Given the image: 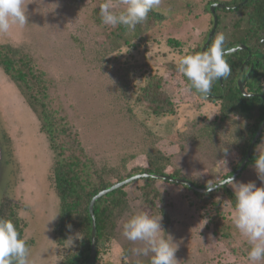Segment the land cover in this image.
<instances>
[{
  "label": "rangeland",
  "instance_id": "374dc122",
  "mask_svg": "<svg viewBox=\"0 0 264 264\" xmlns=\"http://www.w3.org/2000/svg\"><path fill=\"white\" fill-rule=\"evenodd\" d=\"M199 2L162 0L160 8L166 18L148 32V44L105 55L104 28L91 21L90 0H25L28 24L11 25L7 34H0V43L25 51L36 70L43 71L53 107L73 126L80 146L99 165L116 164L131 155L142 163L147 150L159 148L171 153L172 167H179L188 176H208L215 166V175L208 179L213 182L231 170L234 156L224 158L225 167L210 146L187 139L179 130L199 115L215 118L218 104L200 99L179 80L180 73L174 72L177 68L167 64L176 62L178 56L165 43L169 37L187 46L201 38L209 16L203 13L202 5L197 6ZM129 63L136 64L130 74L133 89L145 80V74L154 72L178 82L180 95L172 96L178 105L176 114L150 115L145 124L142 122L148 114L144 105L136 104L131 91V98L123 95L118 84L123 67ZM254 151L264 152V136ZM53 158L35 110L0 67V203L9 198L22 205L19 215L26 221L24 238L32 240V264H57L71 250L67 243L57 246L53 240L59 217V199L47 180ZM234 180L264 186L252 162ZM133 181L125 187L127 206L116 217L114 237L99 264L150 262L151 254L138 256L133 251L143 246L141 242L122 235V223L140 212L162 216V235L170 236L177 246L178 264H251L247 237L232 223L234 207L222 190L198 196L181 184L159 179L156 187L161 198L151 206L138 188L142 181ZM71 236L74 243L77 235Z\"/></svg>",
  "mask_w": 264,
  "mask_h": 264
},
{
  "label": "trees",
  "instance_id": "16d2710c",
  "mask_svg": "<svg viewBox=\"0 0 264 264\" xmlns=\"http://www.w3.org/2000/svg\"><path fill=\"white\" fill-rule=\"evenodd\" d=\"M223 1L224 7H216L217 26L213 38L207 48L211 46L216 35L224 33L227 37V47H234L237 44L245 45L226 59L231 67V75L226 79L222 78L223 89L217 80L211 90V97L207 100L216 101L218 113L215 118L200 116L187 122L179 130L187 139L204 142L215 152L218 159L234 156L231 170L224 173L221 179L210 182L217 171L212 166L208 176H188L179 167H172V154L166 153L159 148H151L144 154V161L135 162L136 155L122 158L116 164H101L89 157L84 148L80 146L77 132L66 120L65 116L53 107L48 96L49 83L43 76V71L35 68L32 58L25 51L14 48L8 44L0 43V67L3 72L16 84L20 93L27 103L35 110L40 121V130L46 134L49 145L54 152V158L49 165L47 180L59 199V217L53 228V240L57 246H64L65 240L73 234H80L82 239H76L68 254L57 264H84L90 256L91 251V229L92 219L89 213L91 198L99 191L106 189L117 182L125 180L135 174L156 173L184 178L197 187L214 186L221 180L229 177L245 158L250 147L252 152L249 163H254L259 153L254 151L256 144L264 136V127L257 141L251 145L253 137L260 124L264 120V41L261 42L262 31L264 30V0H200L197 6L202 5L203 13L209 16L208 27L202 33L196 43L183 45L174 38H166L169 49L178 57L175 62L168 61L167 64L177 68L179 60L187 54L200 51L202 44L207 38L209 30L213 26V15L210 11V4ZM92 8L90 13L91 21L101 26L104 32L103 54H121L123 49L138 50L140 46L148 44L150 40L148 32L163 24L166 15L161 8L148 14V18L138 24L134 30L124 25L113 28L102 24L100 17V5L105 0H90ZM119 0H117V3ZM202 2V4H201ZM242 2L241 4H239ZM194 11V8H192ZM191 13V12H190ZM147 47V45H145ZM183 47V48H182ZM250 54V59L244 69L246 73L251 63L253 64L245 80L244 90L251 95L245 96L241 93L236 84V78L240 71L242 61ZM129 63L122 73L119 84L123 95L130 97L136 95V104L144 105L148 113L142 122L151 116L157 118L166 115H174L177 112V104L172 96L180 95L181 88L177 81L167 80L159 72L149 73L145 80L136 89L131 88V73L133 66ZM141 69H145L139 64ZM178 72L177 69L174 71ZM179 73V72H178ZM179 80L188 88L186 78L180 73ZM189 90V89H188ZM132 92L129 94V92ZM175 91V92H174ZM197 97L195 91H191ZM131 98V97H130ZM200 98V97H199ZM204 100L203 98H200ZM206 100V99H205ZM132 109V106L129 107ZM224 136V137H223ZM223 137V141L220 140ZM227 148V154L223 151ZM264 153V152H261ZM243 168V169H244ZM242 169V170H243ZM142 181L139 185L143 200L153 206L155 199L160 200L161 190L156 187L158 178L142 177L135 181ZM162 180V179H160ZM166 182H171L165 180ZM180 184L176 182H171ZM129 183L115 188L107 194L99 197L94 202V215L96 226V257L95 264L109 248L110 241L114 237L116 217L127 206L128 193L125 187ZM198 196H210L213 192L222 190L229 202L234 207L235 195L228 188L227 184L216 188L208 193H199L188 185L181 184ZM22 205L14 199L5 198L0 203V218L11 220L16 226L21 238H24V221L19 211ZM71 225V228H68ZM28 246L32 240L25 239ZM132 264H150V262H139Z\"/></svg>",
  "mask_w": 264,
  "mask_h": 264
},
{
  "label": "clouds",
  "instance_id": "9594fccd",
  "mask_svg": "<svg viewBox=\"0 0 264 264\" xmlns=\"http://www.w3.org/2000/svg\"><path fill=\"white\" fill-rule=\"evenodd\" d=\"M161 3L162 0H119L115 4L113 0H105L100 5L99 14L104 25L113 28L124 25L134 30L148 18L150 12L159 9ZM117 8L121 10L117 11ZM26 24L25 0H0V34H7L11 25L23 27ZM226 43V35L220 33L205 51L184 55L179 60L177 71L186 78L189 91L194 90L201 98L207 99L213 84L231 75L226 57L234 53L238 46L227 47ZM223 151L227 154L228 149L224 148ZM221 161L225 166L227 161ZM254 168L258 179L264 184V153L256 156ZM224 184L234 190L232 223L247 237L250 245L247 259L251 264L264 261V186L257 187L255 182H235L230 176L215 186L207 184V190L212 191ZM161 221V215L151 216L144 212L134 214L122 223V235L129 241L142 243V247L133 251L138 256L151 254L150 264H178L175 258L177 246L170 236L166 238L162 235ZM82 238V235L77 234L76 239ZM65 242L71 247L73 237L69 236ZM0 264H32L26 240L21 238L14 223L4 218H0Z\"/></svg>",
  "mask_w": 264,
  "mask_h": 264
},
{
  "label": "water",
  "instance_id": "95a60500",
  "mask_svg": "<svg viewBox=\"0 0 264 264\" xmlns=\"http://www.w3.org/2000/svg\"><path fill=\"white\" fill-rule=\"evenodd\" d=\"M242 2H246V0H243ZM216 7H224V3L223 2H213V3L210 4L209 8H210V11H211V13L213 15V26L209 30L208 35H207V38L205 39L204 43L202 44L199 52L205 51L207 49V47H208V45H209V43H210V41L213 38V35L215 33L216 26H217V16L215 15V8ZM262 34H263V37L261 38V42L264 41V31L262 32ZM236 46H238V49L236 51L245 48V45H243V44H239V45H236ZM244 65H245V62H243L242 65H241V67H240V73H239V75L237 77L236 84H237V87L239 88V90L241 91V93L243 95H245V96H248V95H251V94L245 92V90H244L245 82H244V80H242V74H243ZM251 69H252V67H251ZM219 82H220L221 89H223L222 78L219 80ZM211 97H214V96L209 95L208 98H211ZM263 127H264V120L262 121V123L260 124L257 132L255 133V135L253 137V140L251 142V145H253L257 141V139L259 138V136H260V134L262 132ZM251 152H252V147H250L248 149L245 158L242 160V162L237 167V169L230 175L234 179L240 174V172L242 171V169L244 168V166L246 165V163L249 161ZM142 177L158 178V179H162V180H168V181H171V182H176V183L188 185L190 188H192L193 190H195L196 192H199V193H208V192H210V191L207 190V187H197L193 183H191L190 181H188V180H186L184 178H181V177H173V176L164 175V174H156V173H141V174H135V175H133V176H131V177L125 179V180H122L120 182L115 183L114 185H112V186H110V187H108L106 189H103V190L99 191L97 194H95L91 198V201L89 203V213H90V216H91V219H92L91 251H90L89 258L85 261L84 264H95V257H96V226H95V215H94V202L99 197L107 194L108 192L112 191L113 189L119 188V187H121V186H123V185H125V184H127V183H129V182H131L133 180H135V179L142 178ZM227 178L221 180L219 183H222Z\"/></svg>",
  "mask_w": 264,
  "mask_h": 264
},
{
  "label": "flooded vegetation",
  "instance_id": "af4514ba",
  "mask_svg": "<svg viewBox=\"0 0 264 264\" xmlns=\"http://www.w3.org/2000/svg\"><path fill=\"white\" fill-rule=\"evenodd\" d=\"M239 4H241V2H240ZM262 37H263V34H262ZM262 37H261V38H262ZM237 45H239V44H237ZM235 46H236V45H235ZM249 59H250V54H248L247 57L242 61V63L245 62L244 69H245V67H246L247 62H248ZM253 62H254V63H255V62H258V60H254ZM242 63H241V65H242ZM254 63H251V65L249 66L248 71H247L246 73L244 72V69H243L242 80H244V79H243V76H244V75L247 76V75L249 74L250 69H251V67L253 68V64H254ZM240 67H241V66H240ZM239 73H240V71H239ZM239 73H238V75H239ZM237 77H238V76H237ZM236 81H237V78H236ZM244 82H245V80H244ZM210 95H211V94H210ZM212 96H214V97H218V95H212Z\"/></svg>",
  "mask_w": 264,
  "mask_h": 264
}]
</instances>
